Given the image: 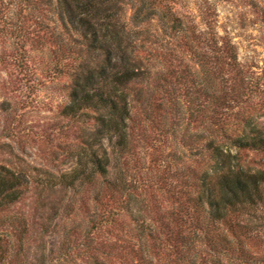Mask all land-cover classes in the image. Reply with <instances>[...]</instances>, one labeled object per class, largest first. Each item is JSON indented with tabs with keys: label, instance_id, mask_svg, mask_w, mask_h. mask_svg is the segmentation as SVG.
Returning <instances> with one entry per match:
<instances>
[{
	"label": "trees",
	"instance_id": "obj_1",
	"mask_svg": "<svg viewBox=\"0 0 264 264\" xmlns=\"http://www.w3.org/2000/svg\"><path fill=\"white\" fill-rule=\"evenodd\" d=\"M51 6L68 89L62 115L81 133L73 167L49 172L44 185L77 192L99 185L95 229L112 232L113 241L87 247L89 264H264V67L240 58L234 38L219 30L215 6L200 3L199 20L168 0ZM253 10L264 25V5ZM167 40L171 46L154 47ZM137 106L146 120L174 112L188 119L189 174L183 164L173 188L161 166L154 179L130 178ZM27 185L23 172L0 165L1 215ZM16 223L13 216L0 227V264H29L19 258Z\"/></svg>",
	"mask_w": 264,
	"mask_h": 264
},
{
	"label": "rangeland",
	"instance_id": "obj_2",
	"mask_svg": "<svg viewBox=\"0 0 264 264\" xmlns=\"http://www.w3.org/2000/svg\"><path fill=\"white\" fill-rule=\"evenodd\" d=\"M168 1L197 20L200 3L215 6L219 30H227L234 38L240 58L257 70L264 67V25L253 10L254 4L264 5V0ZM51 8V0H0V165L23 172L28 180L22 200L0 214V227L17 217L14 241L20 242L22 237L19 258L25 263L89 264L87 247L113 241L112 232L95 229L102 209L97 200L99 185L91 184L78 192L44 185L49 172L58 175L73 167L75 137L81 133L78 122L62 115L68 89L59 14ZM167 42L170 40L154 47L165 49L170 44ZM139 107L130 122L136 139L134 153L126 160L130 178L154 179L153 169L161 166L162 175L168 178L164 184L173 188L183 164L189 174V157H182V151L189 148L186 134L182 137L187 115L184 123L183 114L178 112L169 114L167 120L161 114L146 120ZM253 158L256 156L250 154L249 159ZM108 207L112 208L111 204Z\"/></svg>",
	"mask_w": 264,
	"mask_h": 264
}]
</instances>
